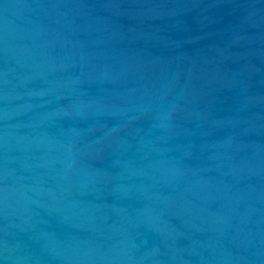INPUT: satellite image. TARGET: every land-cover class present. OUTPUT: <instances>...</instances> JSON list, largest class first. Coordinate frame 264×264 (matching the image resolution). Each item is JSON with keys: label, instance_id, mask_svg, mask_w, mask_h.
Segmentation results:
<instances>
[{"label": "water", "instance_id": "water-1", "mask_svg": "<svg viewBox=\"0 0 264 264\" xmlns=\"http://www.w3.org/2000/svg\"><path fill=\"white\" fill-rule=\"evenodd\" d=\"M0 264H264V0H0Z\"/></svg>", "mask_w": 264, "mask_h": 264}]
</instances>
